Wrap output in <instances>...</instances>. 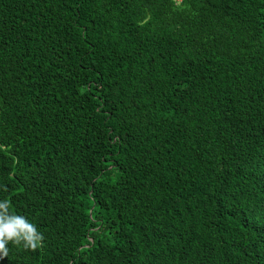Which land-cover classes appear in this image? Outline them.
I'll return each mask as SVG.
<instances>
[{
    "label": "trees",
    "instance_id": "obj_1",
    "mask_svg": "<svg viewBox=\"0 0 264 264\" xmlns=\"http://www.w3.org/2000/svg\"><path fill=\"white\" fill-rule=\"evenodd\" d=\"M0 264H264V0H0Z\"/></svg>",
    "mask_w": 264,
    "mask_h": 264
},
{
    "label": "clouds",
    "instance_id": "obj_2",
    "mask_svg": "<svg viewBox=\"0 0 264 264\" xmlns=\"http://www.w3.org/2000/svg\"><path fill=\"white\" fill-rule=\"evenodd\" d=\"M10 202L0 200V256L6 255L9 242L35 249L43 240L36 226L24 216L9 212Z\"/></svg>",
    "mask_w": 264,
    "mask_h": 264
}]
</instances>
